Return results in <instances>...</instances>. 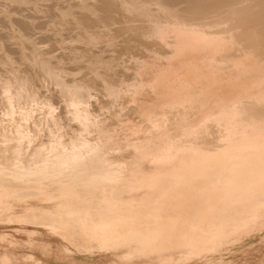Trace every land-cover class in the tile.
Returning <instances> with one entry per match:
<instances>
[{
    "label": "bare ground",
    "instance_id": "1",
    "mask_svg": "<svg viewBox=\"0 0 264 264\" xmlns=\"http://www.w3.org/2000/svg\"><path fill=\"white\" fill-rule=\"evenodd\" d=\"M74 7L54 24L78 29L73 39L87 49L115 48L121 31L135 39L98 57L104 101L94 110L93 77V86L64 79L20 33L30 23L18 29L20 57L52 81L73 127L63 132L28 73L0 78V264H264V0ZM113 24L119 32L109 33ZM34 109L53 129L31 146L43 133L25 127Z\"/></svg>",
    "mask_w": 264,
    "mask_h": 264
},
{
    "label": "rangeland",
    "instance_id": "2",
    "mask_svg": "<svg viewBox=\"0 0 264 264\" xmlns=\"http://www.w3.org/2000/svg\"><path fill=\"white\" fill-rule=\"evenodd\" d=\"M27 3H24L23 4V1H22V3H11L10 1H5V0H0V44L2 45V44H4V46L3 47H1L0 46V48H1V51L0 52H2V54H3V48H4V54L2 55H0V61L2 62V61H4L5 60V62L7 61L6 60V57L7 58H10L11 60H13V61H11L10 63H7L6 62V65H5V63L4 62H0V69H3V67H4V69L3 70H0V78L2 79V80H8L9 79V75L11 74L12 75V73L10 72L11 70L13 71V70H18V71H20V73L21 74H24V75H26L27 73V75L30 77H32L31 79V82L29 83V85H28V87L29 88H32L33 89V86H34V90H36L37 92H38V94H39V96H40V98L44 101V102H48L50 105H52V106H54L55 107V112H56V114L58 115V117L60 118V120H61V122L63 123L62 125H63V132H65V134H70V131L72 130V124H70V121L67 119V117H66V115H67V111H66V107H65V105H64V103H63V98L60 96V94H59V92L57 91V90H55L56 88L54 87V85H53V83H52V81H48V79L46 80V78L44 79V77H43V75H42V73L40 72V70H38V68L37 67H35V70H34V66H32L30 63H28L27 62V60L26 59H23L22 57L23 56H21L20 57V50H18L17 48H20V46L17 44L18 42H20V33H25V36H27V33H28V36H30V37H28L33 43H35L36 45H38L39 47L41 46V51L42 52H46L45 54L47 55V54H51L49 57H51L50 58V61H51V65L53 64V63H55L53 66H55L54 68L56 69V71L57 70H59L58 71V73H61V75H62V77L64 78V79H67V80H74V77H76L77 79H78V81L79 82H84V84L85 85H92L93 83V85H95V86H93V87H95V89H97V92H93V91H96L94 88V90H92V92H91V106H90V108L91 109H98V108H100L101 107V105H103L102 103H103V101H104V93H103V87L100 85L101 84V82H98V80H97V78H95L94 77V75L92 76V69H94L96 66H98V63H100L99 62V60L98 59H100V58H98V57H103L102 58V60H105V57L107 58L109 55H111V53L113 52V50L115 51V50H121V51H119V52H123V50H122V48H124L126 45H124L127 41H132L133 42V40L135 39V37H134V35L132 34L133 32H130V31H125L126 32V34H125V32L123 31V33H121L120 32V34H122V36L120 35V36H117V38H118V42H117V45H116V47L115 48H108V41L107 40H104V41H101L97 46L99 47H97L96 46V48H95V46H94V48L96 49V52H95V49L93 48L92 49V45L90 46V49H87L86 47H88L89 46V44L88 43H86V42H83V43H81V42H78V41H76V37H77V35L79 34V30L77 31V30H74V29H76V28H74V29H72L73 27H71L70 25H68V27H71L70 29L66 26H64L65 27V29H61V31H59L60 29H58V26H56V24H54L55 23V20L54 19H56V18H58L57 16L59 15V13H60V11L59 10H61V9H63V8H68V7H73V8H75L74 6H79V5H81L82 4V6H87V5H90L91 3H98V0H25ZM61 1V2H60ZM179 0H174V2H175V4H176V6L177 7H179V8H185V7H188V4L190 5L192 2H193V0H180L179 2L181 3H179L178 2ZM187 1V2H186ZM188 1H190L189 3H188ZM84 4H83V3ZM38 3V4H37ZM72 3V4H71ZM80 3V4H79ZM85 3H87V4H85ZM247 4L246 5H248V4H250L251 2H246ZM36 4H37V6H36ZM77 4H79V5H77ZM183 4V5H182ZM24 5V6H23ZM34 5H35V7H34ZM69 5V6H68ZM153 5V6H152ZM179 5V6H178ZM187 5V6H186ZM13 6V7H12ZM29 6H30V8H29ZM59 6V7H58ZM152 6V8H155V7H157V4L155 3V2H152L151 3V5H150V7ZM51 7V8H50ZM58 9H57V8ZM61 7H63V8H61ZM6 8V9H5ZM60 8V9H59ZM5 9V10H4ZM47 9V10H46ZM78 9V10H77ZM76 10L77 11H79L80 10V8H77ZM56 10H57V12H56ZM74 11V12H77V11ZM2 11V12H1ZM36 11H37V13H36ZM81 11V10H80ZM79 11V12H80ZM34 12V14L32 15V13ZM54 13H58L57 14V16L55 15V17H54ZM13 14H15V15H13ZM24 16V17H23ZM53 17H54V19H53ZM21 19V20H20ZM25 22H24V21ZM52 20H53V22H52ZM33 21V22H32ZM57 21V20H56ZM69 21V22H68ZM12 22V23H11ZM30 23V25L29 24H27V23ZM10 23H11V25H10ZM21 24V25H18V24ZM51 23L57 28H52L53 26L51 25ZM67 23H69V24H71V20L70 19H67ZM9 24V25H8ZM23 24H27V25H29V27H26L25 28V30L27 31H24V30H22V26H23ZM33 26H32V25ZM10 26V27H9ZM14 26H16V28L14 27ZM9 27V28H8ZM17 27H19V28H17ZM119 27H120V29L122 28L119 24H113V26L111 25L110 27H109V29H108V31H109V33L111 32V33H114V32H119L120 31V29H119ZM12 28H14V29H12ZM28 28V29H27ZM66 28H68V29H66ZM18 29H20V30H22V31H20V33H19V30ZM51 29V30H50ZM114 29V30H113ZM12 30V31H11ZM17 30V31H16ZM72 30H74V31H72ZM111 30V31H110ZM15 31V32H14ZM67 31V32H66ZM71 31V32H70ZM75 31H77L76 32V34H75ZM112 31H114V32H112ZM12 33V34H10V33ZM74 32V33H73ZM13 33H15V36H14V34ZM18 33V34H17ZM34 33V34H33ZM31 34V35H30ZM64 34V35H63ZM19 35V37H17ZM72 36V37H71ZM73 37H75L74 39H75V41H74V39H73ZM57 40H56V39ZM60 40H59V39ZM68 38V39H67ZM71 38V39H70ZM131 38V39H130ZM61 39L62 40H65V42H63V41H61ZM121 39V40H120ZM123 39V40H122ZM56 41L57 42H59V43H56ZM124 41V42H123ZM9 42V43H8ZM60 42H61V44H60ZM70 42V43H69ZM78 42V43H77ZM72 43V44H71ZM105 43V44H104ZM124 43V44H123ZM13 44V45H12ZM71 44V45H70ZM74 44V46H75V48H73L74 46H72ZM75 44H77V45H75ZM86 44V45H85ZM88 44V45H87ZM70 46V47H69ZM72 46V47H71ZM78 46V47H77ZM82 46H84V47H82ZM119 46V47H118ZM123 46V47H122ZM79 47H81V48H79ZM15 48V49H14ZM68 48V49H67ZM70 48H72V49H74V50H72V49H70ZM77 48H79V50L77 49ZM7 49H9V50H7ZM83 49H85V50H83ZM111 49V50H110ZM12 50V51H11ZM60 50H61V52H60ZM81 50H83V51H81ZM107 50H109V51H107ZM87 51V52H86ZM8 52V53H7ZM11 52V53H10ZM71 52H73V53H71ZM78 52V53H77ZM83 52V53H82ZM91 52V54H89ZM102 53V55H101V53ZM109 52H111V53H109ZM13 53V54H12ZM54 53V54H53ZM69 53V54H68ZM70 53H71V55H70ZM74 53H76V54H74ZM87 53V54H86ZM92 53H94L95 54V57H94V54L92 55ZM97 53V54H96ZM114 53V52H113ZM7 56H6V55ZM10 54V55H9ZM81 54H83V55H81ZM9 55V56H8ZM81 56V57H78V56ZM89 55V56H88ZM100 55V56H99ZM104 55V56H103ZM106 55V56H105ZM4 56H6V57H4ZM68 56H69V59L70 60H72V61H70L69 59H68ZM76 56H77V58H76ZM84 56V57H83ZM87 56V57H86ZM92 56V57H91ZM3 57V58H2ZM53 57V58H52ZM89 57V58H88ZM123 57H125L124 58V60H123V58H122V60L125 62L126 61V59H128V56L126 55V56H123ZM14 58V59H13ZM22 58V59H21ZM85 58V59H84ZM88 60H87V59ZM2 59V60H1ZM54 59V60H53ZM80 59V60H79ZM91 59V60H90ZM97 60L95 63H94V61L95 60ZM15 60V61H14ZM17 60V61H16ZM20 60V61H19ZM57 60H59V62H60V60H62L60 63L57 61ZM84 60V61H83ZM93 60V61H92ZM122 60H121V62H122ZM19 61V62H18ZM74 61V62H73ZM85 61H87V62H85ZM16 64H15V63ZM18 62V63H17ZM25 62V63H24ZM53 62V63H52ZM98 62V63H97ZM59 63V64H58ZM87 63V64H86ZM90 63H91V65L93 64V66H90ZM11 66H10V65ZM12 64H13V66H12ZM27 64H29V66H30V69H29V66L27 65ZM58 64V65H57ZM89 64V65H88ZM5 65V66H4ZM9 65V66H8ZM15 65V66H14ZM18 65V66H17ZM62 67H60V66ZM94 65H95V67H94ZM58 66H59V68H58ZM63 66H65V68L63 67ZM84 66V67H83ZM89 66V67H88ZM8 67V68H7ZM80 67H82V68H80ZM37 68V69H36ZM68 68V69H67ZM79 68V69H78ZM84 68V69H83ZM88 68V69H87ZM90 68V69H89ZM116 68V69H115ZM10 69V70H9ZM20 69V70H19ZM22 69V70H21ZM24 69V70H23ZM104 69H106V68H104ZM104 69H102V70H104ZM8 70V71H7ZM69 70V71H68ZM73 70V71H72ZM88 70V71H87ZM122 70H124L123 68H122V66H115L114 67V65L111 67V72L112 73H114V74H117V72H118V74L119 73H122ZM3 71V72H2ZM71 71V72H70ZM81 71V72H80ZM114 71V72H113ZM8 72V73H7ZM26 74H25V73ZM64 72H67V73H65V75H64ZM125 73H122V74H125L126 76H128V75H131V70H126V71H124ZM3 73V74H2ZM41 73V74H40ZM63 73V74H62ZM70 73V74H69ZM84 73V74H83ZM88 73V74H87ZM8 74V75H7ZM30 74V75H29ZM70 77H69V76ZM86 75V76H85ZM89 75V76H88ZM85 76V77H84ZM90 76H91V78H90ZM69 77V78H68ZM72 77V78H71ZM92 77H93V80L95 81H93V80H91L93 83H91L89 80L90 79H92ZM35 78H36V80H35ZM38 78V79H37ZM71 78V79H70ZM75 78V79H76ZM40 79V80H39ZM81 80V81H80ZM84 80V81H83ZM97 80V81H96ZM38 81V82H37ZM50 83H48V82ZM40 82H42V83H40ZM87 82H89L88 84H87ZM44 83V84H43ZM52 83V84H51ZM96 83V84H95ZM39 84V85H38ZM38 85V86H37ZM53 85V86H52ZM40 88V89H39ZM38 89H39V91H38ZM99 89V90H98ZM102 89V90H101ZM42 91V92H41ZM101 91V92H100ZM58 92V93H57ZM99 92V93H98ZM97 93V94H96ZM101 93H103V94H101ZM42 94V95H41ZM45 96V97H44ZM51 97V98H50ZM60 98V99H59ZM55 101H54V100ZM2 100H3V97H2V91L0 90V111H2V110H4V108H2ZM52 100V101H51ZM56 100H59L58 102L56 101ZM56 104H55V103ZM61 102V103H60ZM58 103V104H57ZM54 104V105H53ZM132 107H133V105H129V107L128 106H126V107H124L123 108V110H124V112L125 113H130L131 111H132ZM2 109V110H1ZM125 109L127 110V111H125ZM35 111H34V113H33V117H32V119L30 120V121H28V122H26V124H25V127L30 131V132H34V130H35V127H40V129L42 130V132L43 133H41V135H39L37 138H35V140H34V142L31 144V146H33V144H38L39 143V141H40V143L41 142H44V143H46L48 140H49V135H48V132H49V130L50 129H53V127H52V125H51V122L48 120V119H44L43 118V116H41V114H40V111H39V109H34ZM102 110H105V109H102ZM107 110V109H106ZM103 111L102 113V115H101V117L103 118V117H106L110 112H108V110L107 111ZM100 111V110H99ZM60 113V114H59ZM62 113V114H61ZM64 113V114H63ZM66 114V115H65ZM63 116V117H62ZM37 117H38V119H37ZM63 118V119H62ZM67 120V121H66ZM66 121V122H65ZM35 122V123H34ZM40 122V123H39ZM48 123V124H47ZM45 126V127H44ZM67 127V128H66ZM69 128V129H68ZM66 129V130H65ZM9 130L10 131H12L13 130V128H9ZM70 130V131H69ZM45 134V135H44ZM44 136H46V137H44ZM39 138V139H38ZM45 138V139H44ZM42 140H44V141H42ZM1 143V142H0ZM2 155V153H0V156ZM1 159V158H0ZM70 226H71V224H70ZM70 226H69V228H70ZM71 239L72 240H78V238H77V236H76V239L75 238H72L71 237ZM79 241V240H78ZM82 241H83V238H82ZM80 242L79 241V243L81 244H84L83 242ZM79 249H81L80 247H79ZM83 250H84V247H83ZM82 250V251H83ZM49 262L51 263V264H55V261L53 260V259H49ZM100 260H97V259H95V260H90L89 262H86V263H83V264H100Z\"/></svg>",
    "mask_w": 264,
    "mask_h": 264
}]
</instances>
